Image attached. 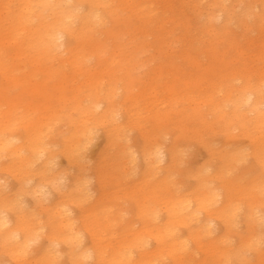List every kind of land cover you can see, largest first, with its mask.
<instances>
[{"label":"bare ground","instance_id":"obj_1","mask_svg":"<svg viewBox=\"0 0 264 264\" xmlns=\"http://www.w3.org/2000/svg\"><path fill=\"white\" fill-rule=\"evenodd\" d=\"M154 1L0 0V94L4 93L3 82L23 87L29 76L40 75L36 85L42 91L46 110L36 118L26 111L17 115L18 105L14 97H9L11 103L4 118L0 115V253L8 257L6 264H55L58 245L67 247L73 264H84L89 258L93 264H155L159 258H168L170 264H191L189 256L195 259L193 264H251L249 253L256 261L264 262V237L250 241L244 236L233 243L227 233L214 234L217 220L227 229L232 227L228 215L233 201L231 189L243 187L234 183L226 166L230 160L242 159L241 155L215 149L217 167L196 174L192 192L179 193L171 188L178 159L174 145L165 148L151 140L149 131L139 128L144 138L139 150L125 146L118 151L114 147L126 125L134 122L132 110L138 96L124 85L129 96L126 100L131 103L124 110L126 121L120 122L122 113L116 108L115 95L122 86L113 80L107 86L105 76L114 74L112 68L124 58L127 42L122 38L126 33H151L148 28L158 8ZM187 2L201 16L205 5L201 29L215 38L220 30H229L233 24L249 31L251 21L258 24L259 31L264 30V0ZM190 27L188 24V30ZM131 41L135 50L131 59L139 60V54L149 46H139L136 37ZM91 59L96 63L90 66L87 61ZM21 62H33L34 71L26 75L25 69H19ZM98 67L100 71L93 72L83 87H77L78 74ZM241 89L240 100L250 106L248 110L264 103L261 88L245 84ZM52 91L69 97L77 112L71 116L72 125L62 136L59 151L80 170L68 181L64 174L54 171L57 152L46 141L51 130L49 116L56 113ZM141 91L145 94L147 88ZM241 109L235 104V115L247 112ZM240 122L247 127L245 119ZM100 128L115 153L107 158L104 152L94 172L88 174L83 170V149ZM251 153L264 166V138L254 143ZM120 155L122 163H128L137 173L138 158H142L138 173L142 184L134 193L136 216L124 226V235L116 236L111 229L115 216L105 200L109 197L110 169L114 177L123 179ZM215 180L221 184L212 186ZM158 191L167 192L159 210L149 205L159 200ZM202 213L204 222L200 223ZM136 223H140L139 228ZM179 225L186 230L180 231ZM3 261L0 258V264Z\"/></svg>","mask_w":264,"mask_h":264},{"label":"rangeland","instance_id":"obj_2","mask_svg":"<svg viewBox=\"0 0 264 264\" xmlns=\"http://www.w3.org/2000/svg\"><path fill=\"white\" fill-rule=\"evenodd\" d=\"M154 4L158 8L148 28L151 33L145 35L143 30L126 33L122 38L123 42H127L125 60H119L116 68H112L114 74L105 76L107 86L110 80L122 86L115 95L116 108L123 116L119 117L120 122L126 121L124 110L131 103V100H126L129 96L124 85H129L138 96V103L132 110L134 122L126 123L121 139L114 147L118 151L125 146L139 150L144 144L139 128L149 131L151 140L163 144L165 148L174 145L178 159L173 166L171 188L179 193L192 192L197 183L196 174H201L205 168L212 170L217 167L215 149L241 155L242 159L230 160L226 166H229V176L234 179V183L238 182L243 187V190L236 186L231 189L233 201L228 215L232 227L227 229L224 223L217 220L214 234L227 233L233 243H238L239 237L244 236L250 241L264 237V166L251 153L254 143L264 138V103H260L254 110H248L250 106L241 101V87L245 84L261 88L264 94V30L259 31L258 24L251 21L249 31L233 24L229 30H220L215 38L213 34H206L201 29L200 19L207 11L205 5L201 8V16V12L197 13L187 0H155ZM188 24L191 25L189 30ZM133 37L137 38L139 46H149V50L139 54V60L131 59L135 53L131 41ZM113 47L110 46L111 49ZM87 63L91 66L96 60L91 59ZM19 69H25L26 75L30 74L34 71L33 62L27 65L21 62ZM96 70L100 71L99 67L78 74L75 77L77 87H83ZM39 77L29 76L30 80L23 87L16 88L9 81L3 82L4 93L0 94V115L3 118L11 103L9 97H14V104L18 105L17 115H21L22 111L29 113L31 118L39 117L41 112L46 114L42 104L44 96L36 85L40 82ZM145 87L147 92L142 94L141 89ZM51 94L56 113L49 116L51 130L46 141L49 148L57 152L54 171L68 178L80 170L77 163H70L59 151L62 136L72 125L71 116H76L77 112L69 97L66 99L58 91H52ZM39 97L41 100L38 102ZM235 104H240L243 108L241 110L247 112L235 115ZM241 119L248 122L247 127H242ZM106 151L107 158L115 153L113 144L108 143L104 130L100 128L83 149V170L88 174L93 173L95 165ZM121 157L118 160L123 167V179L114 177L110 169L109 197L105 200V205L111 207L115 216L111 229L116 236L124 235V226L134 220L137 209L134 193L142 184L138 174L142 168V158H138L137 173L130 169L128 163H122L124 160ZM10 179L12 182L13 178ZM211 184L219 186L221 182L217 180ZM144 188L147 190V187ZM166 194V191H158L157 203H147L151 208L159 210ZM160 212L164 214L162 209ZM199 221L204 222V213ZM135 227L139 228L140 223H136ZM179 227L180 231L186 230L184 225ZM86 240L89 241L88 238ZM58 248V257L54 263L73 264L67 256V247L58 245ZM249 255L251 264H264L256 261L251 253ZM0 258L5 260L4 264L9 262L6 255L0 253ZM188 258L191 264L195 262L190 256ZM154 263L170 264V261L168 258H159ZM84 264H93V260L85 259ZM230 264L238 262L232 261Z\"/></svg>","mask_w":264,"mask_h":264}]
</instances>
